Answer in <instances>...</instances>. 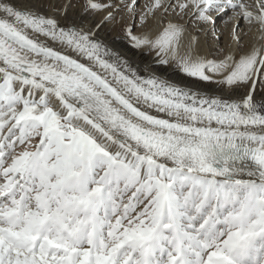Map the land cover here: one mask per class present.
<instances>
[{"label": "snow or ice", "instance_id": "snow-or-ice-1", "mask_svg": "<svg viewBox=\"0 0 264 264\" xmlns=\"http://www.w3.org/2000/svg\"><path fill=\"white\" fill-rule=\"evenodd\" d=\"M82 9L105 15L85 30L0 0V264H264V0ZM116 13L132 47L217 94L112 54L96 32ZM170 15L217 39L219 19L237 49L243 21L258 44L208 58Z\"/></svg>", "mask_w": 264, "mask_h": 264}, {"label": "bare ground", "instance_id": "bare-ground-1", "mask_svg": "<svg viewBox=\"0 0 264 264\" xmlns=\"http://www.w3.org/2000/svg\"><path fill=\"white\" fill-rule=\"evenodd\" d=\"M14 2L18 7H24L26 5L36 6L45 15H55L62 25L71 21L85 30L94 28L105 15L104 12L94 14L85 13L82 9L84 0H14ZM69 2L72 4V7L68 10L67 18L54 12V7H59ZM118 15L119 13H116L115 20L108 21L96 32L97 39L102 42L112 54L127 61L128 65L141 76L155 75L162 79L179 82L182 86L192 88L193 90H203L217 94L214 85L207 86L203 82L198 83L191 78L184 77L183 74L174 71L171 63L167 66L160 64L155 51L147 48L136 49L132 47L127 36H122L118 33L119 27L123 24L122 19H120ZM167 18L184 24L186 27V36L188 34L197 36L195 47L201 55L207 56L208 58L218 59L229 51L239 54L240 52H246L253 44H258L255 30L249 31L243 21H241L239 25L242 39L240 41V47L237 49L229 35L228 27L230 26L225 27L218 19L216 21V30L219 39L213 36L210 30L211 25L203 26L209 28V31L205 33L203 30H198L200 26L196 25L194 21L190 20L187 16L181 19L174 15H170ZM188 22L192 24L191 27L187 26ZM155 29V23L149 20L143 32H154ZM244 33L247 34L245 35ZM221 36H224L223 43L220 42ZM39 39L45 41L44 37H39ZM45 42L54 48L59 47L50 40ZM106 58L111 59V57ZM81 62L87 63V61L83 60ZM244 91H246V89H240L233 93V96H239ZM257 100H261L259 89H257Z\"/></svg>", "mask_w": 264, "mask_h": 264}, {"label": "rangeland", "instance_id": "rangeland-1", "mask_svg": "<svg viewBox=\"0 0 264 264\" xmlns=\"http://www.w3.org/2000/svg\"><path fill=\"white\" fill-rule=\"evenodd\" d=\"M147 2H150V0H137V8H138V9H141V8L143 7V5H144L145 3H147ZM118 17H119L120 19H122L121 13H119ZM218 20H219V19H218ZM122 21H123V24H121V26L119 27V29H118V33H119L120 35H122V36H126L125 31H124V28H125V26H126V24H127V19H126V18H123ZM219 21H220V20H219ZM220 22H221V21H220ZM136 23H137V27H135L134 30H133V31H134V34H136V33H140V32H143V30H144V28L147 26V24H146V26L140 27V26H139V20H138V19H137ZM187 26H188V27H191L192 24H190V22H188ZM223 40H224V36H221V37H220V42L223 43Z\"/></svg>", "mask_w": 264, "mask_h": 264}]
</instances>
